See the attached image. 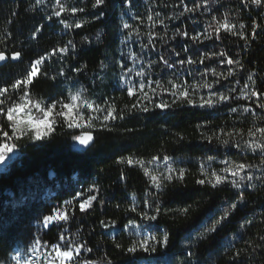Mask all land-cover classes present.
<instances>
[{"label":"trees","instance_id":"trees-1","mask_svg":"<svg viewBox=\"0 0 264 264\" xmlns=\"http://www.w3.org/2000/svg\"><path fill=\"white\" fill-rule=\"evenodd\" d=\"M63 2L86 9L84 14L68 16V23L77 18L91 22L85 24L83 29L69 31L55 18V22L47 20L55 7V0H42L38 6L35 5V0H0V51L10 54L14 49H22L24 53L23 63H7L0 69V76L19 78L29 67L30 60L47 55L54 47L72 40L76 44V54L71 59L64 60L54 57L46 61L42 70H46L48 76L52 77L60 67L68 72L71 67L87 65L83 74L69 73L71 77L79 80L76 90L81 87L87 89L85 94H90L92 99L101 96L105 99L114 98L115 104L121 109L130 103V98L119 90L117 78L123 75L119 64L123 62L134 67L132 60L128 59L130 53L141 55L145 67L148 60L158 61L160 56L174 59L170 55L173 51L181 52L182 56L192 55L191 51L182 52L183 48H193L191 42H186V38L179 35L175 39L170 38L175 35L176 29L188 31L190 34H194L193 29L196 32L202 31L213 22L212 16L222 18L226 15L237 25L238 30L239 25L244 24L246 27L241 31L249 36L254 22L264 26V10L252 4L245 7L241 0H208V12L201 8L197 13L184 15H181V0H131V4L127 0H106L100 9L92 8L94 0ZM197 2L204 3V0ZM184 3L191 6L192 0H184ZM217 8L218 12L213 11ZM156 12L160 13V18L165 19L167 27L157 26L152 29L162 39L156 42L155 48L144 54L139 43L133 41L146 42L145 34L150 30L151 24L147 21V15L155 16ZM137 16L143 18V24L135 19ZM167 17L175 19L168 20ZM124 23L139 27L141 35H133L129 40L130 30L123 28ZM34 27H41L35 38L32 36ZM208 31L211 32V29ZM198 47L201 48L198 55H202L205 49H214L229 53L245 65L244 69H238L235 66L212 63L211 66L216 67L217 71L226 72L234 68L237 77L243 75L245 79L248 74H252L257 85L264 80V32L247 44L238 37L230 36L223 42L216 41L212 44L205 41ZM139 65L138 60L135 67L138 68ZM149 71L156 73L153 77L155 79L164 75L162 65ZM213 79L215 77L210 75L209 82ZM59 80L65 81L59 85L60 88L69 87L70 81L65 77H57V80L43 77L38 79L35 83L34 99L39 96L47 98L54 93L53 85ZM241 87L242 84L237 85V94ZM165 99L168 97L165 96ZM249 103L251 102L244 101L241 106ZM172 112L174 114L161 112L155 119L148 118V114H140L136 119L130 117L125 121H116L115 124L119 127H115L111 133H94L97 143L91 151L82 149L78 142L72 140L66 129L60 128L54 133L55 138L49 142L22 150L18 148L10 171H0V260L5 263L18 244L32 239L42 214H48L53 206L70 200L74 194L73 189L79 191L95 181L101 188L105 205H97L94 212L78 222L82 232L80 238L90 240V246L94 250L98 246L94 255H86H92L98 261L100 257L107 255L113 264H127V254H121L119 249H114L112 241L116 239L127 245L137 237L130 235L128 230H121L127 220L123 218V212L116 209V205L127 207L133 195L138 203H142L144 199L155 203L156 196L155 189H151V197L144 195L147 177L142 170L128 168L118 164L117 160L121 155L148 160L151 156L160 154L172 156L176 161L172 166L186 169L187 174L182 183L174 181L165 189L164 195L159 197L161 213L158 221L153 222L157 230L149 229L143 234L159 237L166 233L169 236V245L167 248H158L156 253L144 254L148 258L146 264H233L232 257L237 250H242L240 260L244 264H264V247H261L264 245V240H261L264 237V183L259 179L252 181L254 188L243 189L250 195L246 196L247 207L241 206L242 214L237 215L235 220L230 219L219 235L213 233L216 237L214 240L197 239L207 233L221 214L229 210L230 203L235 202L229 199L233 192L196 183L201 178L200 165L207 167L208 157L213 156L218 164L226 152L235 153L236 150H227L216 143L209 144L201 139L200 132L203 129H197L196 126L210 122L209 127L219 132L217 125L223 127L232 121L239 127L245 124L247 117V126H251L255 118L248 114L229 116L226 108L214 111L187 106L175 108ZM208 134L210 133L205 132V135ZM250 162L254 165L259 163L256 159ZM252 171L256 177L261 175L255 168ZM50 172L55 173V178H50ZM122 173L123 180L120 179ZM49 189L58 193L44 201L42 196ZM8 190L14 194L12 197L6 194ZM184 209H188L187 215L183 214ZM108 219H116L117 226L109 229L100 226V220ZM90 231L93 232L91 236ZM56 238L55 228L48 230L42 237L49 242H54ZM189 250L195 254L189 256Z\"/></svg>","mask_w":264,"mask_h":264},{"label":"snow or ice","instance_id":"snow-or-ice-1","mask_svg":"<svg viewBox=\"0 0 264 264\" xmlns=\"http://www.w3.org/2000/svg\"><path fill=\"white\" fill-rule=\"evenodd\" d=\"M105 2L106 0H94L91 6L93 9H100ZM127 2L131 4V0ZM41 3L42 0H35V5L38 6ZM181 3L183 4L181 15L197 13L201 8L208 12L210 7L208 0H204V3L192 0L191 6L184 3V0H181ZM241 4L245 7L252 4L264 10V0H241ZM85 11L84 7L71 6L65 4L63 0H55V7L47 16V20L53 22L58 20L69 31L83 29L85 24L91 22L90 20L77 18L72 23H68L67 17H76L78 13L84 14ZM213 11L218 12L219 9H213ZM92 15L95 16V13ZM135 19L141 24L144 22L140 16ZM167 19L172 20L175 17H167ZM147 21L151 24L150 30L145 34L146 42L133 41V43H139L141 52L144 54L155 48L156 42L162 39L159 33L152 29L157 26L167 27L165 19L160 18L159 12H156L155 16L148 14ZM211 21L213 22L200 32L193 29L194 34L176 29L175 35L170 38L175 39L176 35L186 38V42H191L193 48L191 50L183 48L182 52L191 51L192 55L182 56L181 52L173 51L170 55L174 56V59L160 56L158 61L148 60L145 67L141 55L135 52L130 53L128 59L132 60L134 67L121 62L119 67L123 75L117 78L119 90L130 98V103L123 109L117 107L114 98L105 99L101 96L98 99H92L90 94H85L87 89L81 87L76 90L79 80L71 77L69 73L83 74L87 65L71 67L68 72H65L64 67H60L56 75L52 77L48 76L46 70H42L46 61L54 57L59 60L71 59L76 54V44L72 40L54 47L47 55L30 60L29 67L19 78L0 76V165L11 159L9 154L14 153L18 148L22 150L54 139V133L58 128L66 129L73 141L91 151L97 143V136L94 133L101 131L111 133L115 127H119L115 124L116 121H125L130 117L136 119L140 114H148V118L155 119L161 112L174 114L173 109L187 106L214 111L226 108L229 116L248 114L255 118L251 126H247V117H245V124L239 127L232 121L227 122L223 127L217 125L219 132L209 127L210 122L196 126L197 129H203L200 132L201 139L209 144L216 143L227 150H236L235 153L226 152L218 164L214 156L208 157L207 167L201 164L199 168L201 178L196 181L197 184L202 186L207 184L213 189L233 192L229 199L235 201L229 204V210L215 220V224L207 230L206 234L197 237L198 240H214L216 237L212 234L219 235L230 219L235 220L237 215L242 214L241 206L247 207L246 196L250 194H246L243 189L254 188L255 185L252 184L254 179L264 183V80L257 85L252 74H248L245 79L243 75L237 77L234 68L226 72L217 71L216 67L211 66L212 63L235 66L238 69H244L245 65L229 53L214 49H205L202 55H198L201 51L198 46H202L205 41H210L212 44L216 41L223 42L230 36L238 37L247 44L249 40H255L258 34L264 32V26L254 22L249 36L245 31H241L246 27L244 24H240V30H238L237 25L232 23L226 15L222 18L212 16ZM41 27L33 28V38L41 31ZM123 28L130 30L129 40L133 35H141L139 27L129 23H124ZM209 28L211 32L208 31ZM165 37H167L166 32ZM86 41L87 37H85ZM23 57L22 49H14L10 54L0 51V62L23 63ZM138 60L140 65L137 68L135 65ZM101 63L103 66V62ZM161 65L164 75L160 79L153 78L156 73L149 70ZM210 75L215 79L209 82ZM41 77L52 80L65 77L70 84L67 89L60 88L59 85L65 81L59 80L53 85L54 93L49 94L47 98L39 96L34 99L35 83ZM241 84L242 87L237 94V85ZM165 96L168 99H165ZM244 101L251 103L241 106ZM205 132L210 134L205 135ZM178 138L183 139V137ZM217 151L219 152V147ZM240 153L255 155H239ZM231 156L237 158H227ZM253 159L258 160L259 163L254 165L250 162ZM175 162L172 156L160 154L153 155L148 160L121 155L117 160L118 164L142 170L147 177L144 195L151 197V189H155L156 196L155 203L149 199L138 203L136 196L133 195L127 207L121 208L120 204L116 205V209L123 212V218L127 220L121 230H128L130 235L137 237L127 245L121 244L116 239L112 241L114 249H119L121 254H127V264H146L148 258L144 254L156 253L158 248H167L169 245V236L166 233L159 237L143 233L149 229L157 230L153 222L158 221L161 213L159 197L164 195L165 189L174 181L181 183L184 181L186 169L173 167ZM213 164H216V167H213ZM253 168L261 172L259 177L253 174ZM120 179H124L123 173ZM73 191L74 194L70 200H64L62 204L53 206L48 214H42L41 228L49 231L55 228L56 240L49 242L39 236L33 238L30 246H26L24 254L17 252L8 264H12L13 261L14 264H101V262L113 264L107 255L100 257L99 261L93 259L92 255L98 251V246L94 250L90 246V240L80 238L82 232L78 222L94 212L97 205L100 207L105 205L99 184L93 181L79 191L75 189ZM183 214L187 215L188 209H184ZM99 223L105 229L117 226L116 219L100 220ZM92 234L93 232L90 231L89 236ZM261 240H264V237H261ZM194 254L189 250V256ZM242 255V250H237L232 257L233 264H244L240 260ZM0 264H4V261L0 260Z\"/></svg>","mask_w":264,"mask_h":264},{"label":"rangeland","instance_id":"rangeland-1","mask_svg":"<svg viewBox=\"0 0 264 264\" xmlns=\"http://www.w3.org/2000/svg\"><path fill=\"white\" fill-rule=\"evenodd\" d=\"M11 159L9 160H6L5 161V164L3 165H0V171H3V172H7V171H10V167H11V163L13 162V160L15 159L16 155H15V152L12 153V154H9ZM48 230L46 229H42L41 228V221L40 222H37L36 224V229H35V232H34V236L32 237L35 238L37 236H39L40 238L43 237V234L46 233ZM32 239L29 240V241H26V242H21L20 243V248L15 250L14 252L12 251V254L11 256L7 259V261L4 263V264H8V261L11 260V257L16 255L17 252H20L22 255L24 254V251L26 249V246H30L31 242H32ZM12 264H14V261L12 262Z\"/></svg>","mask_w":264,"mask_h":264},{"label":"built area","instance_id":"built-area-1","mask_svg":"<svg viewBox=\"0 0 264 264\" xmlns=\"http://www.w3.org/2000/svg\"><path fill=\"white\" fill-rule=\"evenodd\" d=\"M56 175L54 172H50V178H54ZM56 192L54 191H46V193L42 196L44 198V201H47L48 198H50L51 196L55 195Z\"/></svg>","mask_w":264,"mask_h":264},{"label":"water","instance_id":"water-1","mask_svg":"<svg viewBox=\"0 0 264 264\" xmlns=\"http://www.w3.org/2000/svg\"><path fill=\"white\" fill-rule=\"evenodd\" d=\"M6 64H7V63L0 62V69L3 68ZM81 147H82V149H84V150H89V149L86 148L85 146H82V145H81Z\"/></svg>","mask_w":264,"mask_h":264}]
</instances>
